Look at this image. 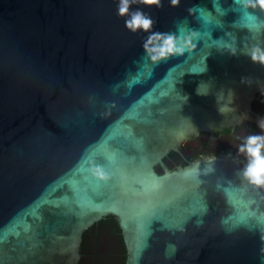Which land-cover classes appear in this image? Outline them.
Segmentation results:
<instances>
[{"label":"water","instance_id":"1","mask_svg":"<svg viewBox=\"0 0 264 264\" xmlns=\"http://www.w3.org/2000/svg\"><path fill=\"white\" fill-rule=\"evenodd\" d=\"M251 2L133 5L154 21L133 34L117 0H0V264H78L83 233L107 216L125 264H264L255 222L237 226L264 211L242 166L164 162L201 132L240 125L264 93V68L243 54L264 49ZM152 33L189 47L153 61Z\"/></svg>","mask_w":264,"mask_h":264},{"label":"clouds","instance_id":"2","mask_svg":"<svg viewBox=\"0 0 264 264\" xmlns=\"http://www.w3.org/2000/svg\"><path fill=\"white\" fill-rule=\"evenodd\" d=\"M180 0H170V7H177ZM133 5H142L144 7H161V0H117L116 15L118 18L124 19V27L130 33L138 32L148 33L154 25L153 19L139 9L131 11ZM245 9H258L264 13V0H254L251 3H245ZM158 41L154 47L148 52L149 58L153 61H158L171 56H181L189 47L187 39L181 43L180 39L171 34L152 33L148 43ZM229 55H236L235 48H228ZM253 64H259L264 68V49L254 47L251 50L244 52ZM244 82L243 79L241 81ZM198 94H201L198 90ZM202 95V94H201ZM231 96V94H229ZM229 111L227 106L219 108L221 114ZM258 127L262 134H249L242 138V142L238 146V154L244 156L245 163L240 170L239 176L243 185L252 190L264 191V118L258 121ZM93 175L99 180H106L108 177L99 168H94ZM231 200V197H229ZM255 222L256 228L249 229L258 230L261 240H264V211L252 210L243 218H240L237 226L248 227V224ZM264 254V248L261 249Z\"/></svg>","mask_w":264,"mask_h":264},{"label":"flooded vegetation","instance_id":"3","mask_svg":"<svg viewBox=\"0 0 264 264\" xmlns=\"http://www.w3.org/2000/svg\"><path fill=\"white\" fill-rule=\"evenodd\" d=\"M256 107H251L248 118L234 129H216L201 132L197 137L186 143L178 153L180 158L176 160V167L181 166L182 161L190 163L213 157H231L241 166L245 163L244 156L238 154V146L242 138L249 134H262L258 127V121L264 118V93L257 95ZM243 167V166H242Z\"/></svg>","mask_w":264,"mask_h":264},{"label":"trees","instance_id":"4","mask_svg":"<svg viewBox=\"0 0 264 264\" xmlns=\"http://www.w3.org/2000/svg\"><path fill=\"white\" fill-rule=\"evenodd\" d=\"M256 104L253 102L251 107L255 108ZM179 158L178 153L171 152L164 162L174 170ZM187 164L182 161L181 166ZM156 171L162 173L159 166ZM80 253L82 256L78 264H125L126 250L116 218L107 216L87 229L82 236Z\"/></svg>","mask_w":264,"mask_h":264}]
</instances>
